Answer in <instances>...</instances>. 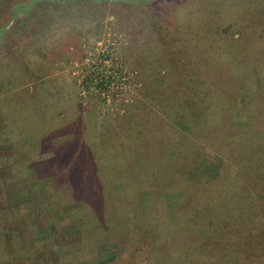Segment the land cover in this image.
<instances>
[{
    "label": "rangeland",
    "instance_id": "374dc122",
    "mask_svg": "<svg viewBox=\"0 0 264 264\" xmlns=\"http://www.w3.org/2000/svg\"><path fill=\"white\" fill-rule=\"evenodd\" d=\"M58 1L61 12L39 9L60 24L40 46L34 19L10 21L12 0H0V29L15 24L0 36L8 82L0 94V201L33 190L56 195L42 207L41 226L57 225L63 245L37 231L35 210L23 204L0 223L29 221L31 247L23 253L20 237L0 243V264H128L134 243L123 228L108 236L104 222L124 218L136 231L159 208L173 215L174 171L192 164L175 156L178 145L206 140L203 118L196 124L190 115L215 102L219 120L247 125L238 64L264 45V0Z\"/></svg>",
    "mask_w": 264,
    "mask_h": 264
},
{
    "label": "trees",
    "instance_id": "16d2710c",
    "mask_svg": "<svg viewBox=\"0 0 264 264\" xmlns=\"http://www.w3.org/2000/svg\"><path fill=\"white\" fill-rule=\"evenodd\" d=\"M54 1L7 2V9L11 10L10 21L17 22V17L22 16L34 19V28L38 30L34 35L39 39L44 37V41L52 40V27L60 25L56 21L58 14L42 13L39 9L45 6L53 7L54 12L63 11V4ZM14 25L2 27L0 36L12 30ZM43 40L38 41L40 46ZM250 42L254 45V40ZM254 49V56L238 64L241 80L236 88L237 93L247 100L244 118L247 125L238 129L229 120H219L213 115L217 108L215 102H211L207 109L195 110L189 117L196 119V124L203 118L206 131L202 138L206 140L204 143L195 142L192 148H185V143L178 145L182 147L175 156L179 160L191 159L192 164L189 169L174 171L177 185L173 189L180 197L173 215L165 211L161 213L159 208V214L152 215L150 221L136 231L128 228L130 223L124 218L104 222L102 228L110 237L123 228V240L129 242L126 244L134 243L139 259H144L146 264H264V45ZM256 74L262 76V87L256 82ZM4 79L5 72L1 71L0 94L7 92L8 82ZM208 88L211 94L216 92L215 86L209 85ZM219 106L220 113L226 114V107ZM209 116L213 120L208 125ZM5 197V201H0V218L12 209L19 210L23 204H29L35 210L31 220L38 226L37 231L55 235V247L63 245L57 225L41 226L42 207L56 204V195L33 190L26 197L15 198L11 194ZM30 225L24 219L18 222L4 219L0 223V243L8 248L9 242L11 246L20 237V248L23 253L27 252L31 247L28 238ZM7 254L10 260L17 256L13 249ZM136 254L130 257L128 264H138Z\"/></svg>",
    "mask_w": 264,
    "mask_h": 264
}]
</instances>
